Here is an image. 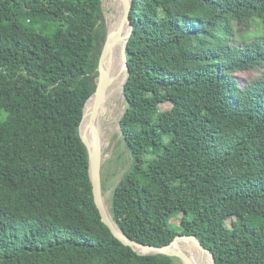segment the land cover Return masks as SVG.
Wrapping results in <instances>:
<instances>
[{
	"label": "trees",
	"instance_id": "1",
	"mask_svg": "<svg viewBox=\"0 0 264 264\" xmlns=\"http://www.w3.org/2000/svg\"><path fill=\"white\" fill-rule=\"evenodd\" d=\"M130 16L114 220L165 245L176 218L215 264H264V75L236 76L264 64V0H132ZM107 32L102 0H0V264H176L124 244L94 199L80 124Z\"/></svg>",
	"mask_w": 264,
	"mask_h": 264
},
{
	"label": "water",
	"instance_id": "2",
	"mask_svg": "<svg viewBox=\"0 0 264 264\" xmlns=\"http://www.w3.org/2000/svg\"><path fill=\"white\" fill-rule=\"evenodd\" d=\"M125 2H126V13H125L124 21L129 24L130 31L126 38L125 51H124V65H125V70H126V78H125L124 84L129 74L126 49H127L128 41L134 29V24L132 23L131 16H130V12L132 8V0H125ZM120 38H121L120 29L117 30V34L115 35L114 32L110 31V27L108 26L106 40L103 45L102 52H101L100 59H99V66H98L99 73L97 77L96 90L90 96V98L87 100L85 104L84 115H83L82 122L80 124V133L87 147L88 156H89V164H90L89 170H90V177H91V181L93 185L94 199L101 213L102 220L109 226L112 233L119 240H121L124 244L131 246L135 251H137L140 254H164V255L171 256V257H179L181 259H185L186 254L183 251L176 249V247L177 245H179V243L183 239H186V240H190L194 242L200 250L208 252L211 256V264H215L216 257L214 253L209 248H206L202 244V242L199 240V238L196 237L195 235L179 233L168 244H165V245L146 244L136 239H133L132 237L125 234L121 230V228L118 226L117 222L114 220L113 215H110L106 209V198L103 192L102 175H101L102 164H103V151H102V147L100 144L99 136H98V133L94 131L93 139L88 140V138H86L82 133V126L86 118V111H87L88 106L90 107L89 124L92 126L99 110L105 103L107 90L110 85V72H109V69L106 68V63L108 62L110 58V54H111L113 46ZM122 92L124 95V92H125L124 85H123ZM120 126H121V123H120Z\"/></svg>",
	"mask_w": 264,
	"mask_h": 264
},
{
	"label": "rangeland",
	"instance_id": "3",
	"mask_svg": "<svg viewBox=\"0 0 264 264\" xmlns=\"http://www.w3.org/2000/svg\"><path fill=\"white\" fill-rule=\"evenodd\" d=\"M116 2L117 0H102L104 11H105V19L108 26L111 27V31L114 32V24H115V15H116ZM244 31V28H243ZM242 37L249 38L253 35L263 36L262 28L259 24H256L250 31L245 30L244 33H241ZM113 54V48L111 51L110 58L106 63V68L110 70L116 69L114 64H111V57ZM264 75V64L258 65L257 67L245 71H239L236 73L237 78L239 79L242 85H246L257 78H260ZM126 78V76H125ZM125 81V80H124ZM123 85L119 91L118 84H117V73L110 79V85L108 91L113 94L112 101L108 104L111 105L116 101V108L114 111L112 124L109 127V132L111 133L110 138V145L105 149V153L103 156V164H102V185H103V192L106 198V201L109 202L111 205V197L113 190L119 183L120 179L130 167L131 160L129 152L125 146V143L122 141V131L120 127V119L126 109V100L123 95ZM113 92V93H112ZM172 105L170 103H163L160 105L161 109H168ZM104 108H107L106 104L104 103L101 109L98 112V116L96 117L93 125H88L86 129L87 138L89 140L92 139L93 131L97 120L102 114ZM120 118V119H119ZM116 120V121H115ZM114 130V131H113ZM173 226L178 233H182V229L179 226V220L176 218L172 219ZM229 225H231V220H228ZM176 264H186L181 258L175 257Z\"/></svg>",
	"mask_w": 264,
	"mask_h": 264
},
{
	"label": "bare ground",
	"instance_id": "4",
	"mask_svg": "<svg viewBox=\"0 0 264 264\" xmlns=\"http://www.w3.org/2000/svg\"><path fill=\"white\" fill-rule=\"evenodd\" d=\"M116 12H117L115 15L116 19L114 20L115 21L114 33L116 35L117 30L120 29L121 38L113 46V54L111 57V64H114L116 69L110 70L109 72H110V79L117 73V84L120 91L126 76V70L124 65V51H125L126 38L130 31L129 24L124 21V17L126 13L125 0H117ZM110 31H111V27H110ZM112 99H113V94H111L107 90V94L105 98V104L107 108H104V110L102 111V114L97 120V123L94 128V131H96L99 136L100 144L103 151V156L105 153V149L110 145L111 133L109 132L110 131L109 127L112 124V119L116 108V101L113 104L108 105L112 101ZM89 116L90 113L87 114L86 112V118L82 126V133L86 138H87L86 129L89 125ZM94 131H93V135H94ZM93 135H92V139H93ZM106 209L108 213L112 215L111 205L107 201H106ZM176 249H179L186 254V258L182 259L186 264H211L210 254L208 252L200 250L198 246H196V244L190 240L183 239L179 243V245H177Z\"/></svg>",
	"mask_w": 264,
	"mask_h": 264
}]
</instances>
